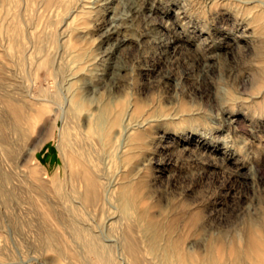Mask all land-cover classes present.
Masks as SVG:
<instances>
[{"label": "rangeland", "instance_id": "1", "mask_svg": "<svg viewBox=\"0 0 264 264\" xmlns=\"http://www.w3.org/2000/svg\"><path fill=\"white\" fill-rule=\"evenodd\" d=\"M79 3L68 29L64 12L48 11L39 0L0 6V264H101L84 252L72 220L121 242L124 222L115 213V199L126 168L117 159L131 132L129 115L123 134H113L120 146L102 145L100 134V107L117 102L119 93L131 100L153 96L171 106L181 101L190 109L186 121L156 131L151 145L156 154L133 170L151 166V203L167 206L172 199L178 206H197L200 232L183 242L191 264L207 257L211 243L243 245L251 218L264 222V89L254 90L250 70L264 66V0ZM65 29L66 50L58 47L60 37L56 43L52 39ZM120 42L124 46L117 50ZM55 53L62 68L51 75L47 63L37 64ZM76 100L84 108L68 112ZM12 106H19L20 118L10 112ZM90 127L93 134L87 137ZM80 145L109 185L107 214L99 208L80 211L67 195L66 161ZM160 160L170 164L158 167ZM215 255L228 262L235 258L231 248ZM112 257L113 264L129 262L118 249ZM147 259L166 261L160 251Z\"/></svg>", "mask_w": 264, "mask_h": 264}, {"label": "bare ground", "instance_id": "2", "mask_svg": "<svg viewBox=\"0 0 264 264\" xmlns=\"http://www.w3.org/2000/svg\"><path fill=\"white\" fill-rule=\"evenodd\" d=\"M39 1L48 11H54L57 13L63 11V26L65 27V25H67L66 29H68L70 23H68L67 20L71 15L74 14L76 8H79V2L81 0L77 1L76 3H73L72 0ZM9 2L10 0H0V6L8 5ZM82 6L84 5L82 4ZM5 19L6 18H4V20ZM66 29L60 31L61 33H59L58 35L56 34L52 36V39L55 43L60 37L62 43L58 47H62V49H64L65 47V50L66 48H69V45L66 43L67 41H62V39H65L68 36H66ZM114 33L115 32H111L109 36L113 35ZM123 46V42H120L117 50ZM36 48L39 52H43L45 50L43 46L37 47L36 45ZM11 50V52H14L12 48ZM26 51L27 47L22 45V59L27 57L25 55ZM15 53L16 52H14V54ZM43 57L42 60H38L39 65L37 64V66L40 67L42 62L47 63L51 75L61 71L62 65H59L57 63L58 53H55L53 57H48L47 55L45 59ZM128 58L129 60L133 61L138 58V56H129ZM250 70L253 72V81L255 83L254 90L263 92L264 66L261 69ZM240 83L242 86L246 85L245 80H242V82ZM124 95L125 94L123 93H119L117 102H104L100 107V115L101 119L103 120L102 124H104L100 130V134H102V145H107L108 141V143L113 145V148L114 142L116 143V147H118L117 145H119L121 142L119 140V137L115 141L116 138L113 136V134L120 132V134L122 135L126 127H130L128 132L131 131L127 137V144L125 146L126 149L123 154L117 159L119 166L122 165L126 168L124 175H122L121 177L122 183L118 187V193L115 199L118 204L117 210L115 211L114 209L115 213H119V221L124 222H122L123 226L121 227L120 232L121 242L115 238L114 240L107 239L106 235H104V233L100 231L106 237V239L102 238L101 235L98 234V230L96 231L93 225H91L90 223L82 224L83 226L77 227L72 220L71 228L75 232V234H77L79 238L82 239L83 243L81 245L84 252H87L88 255H90L93 259L98 260L101 264H113L114 259L112 255L117 249L123 251L125 255L128 256V264H153L150 260L147 259V254L153 255L159 251L165 255L166 261L164 264H173L172 258L175 256H178L177 264H191V258L185 252L183 242L186 238L197 235L200 232L199 224L202 218L201 215L197 212V206H195L194 203L187 204L186 206H178L175 205V202L172 199L169 200L167 206L160 205L157 202L151 203V179L149 172L151 166L145 165L144 169H139L137 167L139 170H133V167L139 165V162L144 158H147L148 155L156 154V151L154 152L151 148L153 140L157 138L156 131L160 128H164L174 124L175 120L177 119H179L181 122L186 121V116L189 114L188 112L190 111V109L186 103L181 101L178 104H172L171 106L164 101L157 100L153 96H149V98L147 99L135 98L131 100L130 97H125ZM56 99L60 107L64 106L61 105L62 102L59 99V96H57ZM233 100L235 101V99ZM7 107L11 109L10 104H8ZM18 107L12 106L13 111L10 112H13L15 115H17L18 118H20V110ZM82 107L84 108L82 103H80L79 100H76L74 102V105H69L67 107V110L70 113H76V111L80 110ZM14 114H12L13 117L15 116ZM126 115H129V122L128 125H126V127L124 128L123 126ZM59 118L60 117L57 116L56 121ZM234 121L235 120H233V122ZM16 122H18V120ZM143 124H148L149 126H141ZM135 125H138V128H136ZM92 129L93 127L87 129V137L92 136ZM98 144L100 143L98 142ZM155 163L158 164V167H167V165L170 164L168 160H160L159 162ZM65 167L67 168V195L69 197V200L73 204L75 203V208H78L80 211L84 212L93 208H99L104 213H108V210H112L111 206H109L107 202V189L109 185L106 186L107 183L105 184L103 182L102 179L104 176L102 177L99 173L96 172L94 164L89 160L88 152L85 151L81 145L78 149L73 148L70 150ZM160 171L162 172L163 170H159V172ZM201 196L206 197L207 195L202 194ZM207 198L208 196L206 197V199ZM70 216L72 217L73 215L71 214ZM107 217H109V215ZM254 220H252L251 218V222H249L250 224H248L246 228V232L244 233V235L246 236V238L244 239L246 240L244 241L243 245H240L238 242L233 241V243L231 242V245L223 244L221 246L215 247L214 243H211L209 246H207V257L198 264H245L247 260H252L251 264H264V222L258 224L259 222L257 221V223L255 222L256 220ZM106 221L108 222V220ZM242 231L244 230L242 229ZM140 236L141 238H145L146 241L142 242L140 240ZM161 238L164 239L165 243L162 246L161 244L159 245ZM109 241H116V243L110 244ZM229 248H231L235 254V258L232 262L223 261L222 259L217 258V254L215 255L217 250L218 252H223L224 250L227 251ZM78 254L81 255V253Z\"/></svg>", "mask_w": 264, "mask_h": 264}]
</instances>
